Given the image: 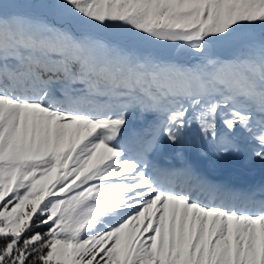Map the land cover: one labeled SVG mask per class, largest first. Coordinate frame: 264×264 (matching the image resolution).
Returning <instances> with one entry per match:
<instances>
[{"label":"snow or ice","instance_id":"6c2138e0","mask_svg":"<svg viewBox=\"0 0 264 264\" xmlns=\"http://www.w3.org/2000/svg\"><path fill=\"white\" fill-rule=\"evenodd\" d=\"M264 0H0V264H264Z\"/></svg>","mask_w":264,"mask_h":264},{"label":"bare ground","instance_id":"6f19581e","mask_svg":"<svg viewBox=\"0 0 264 264\" xmlns=\"http://www.w3.org/2000/svg\"><path fill=\"white\" fill-rule=\"evenodd\" d=\"M189 158L193 162H195V164L201 169V171L203 173L205 172L204 174H206L210 177H214V178L218 177V179L220 181H224V182L230 181L231 183L239 184V182H235V181L229 179L228 177H230V176H228L227 174H224V172H223L224 170L221 169V167H222L221 163L218 162V163L214 164V163H212L211 159L206 160V161L201 160L200 158H198V156L196 154L191 155L190 152H189ZM241 167H243V166H241ZM231 172H233V171H231ZM230 178L233 179L234 177L232 176ZM251 180H255L256 182H258L261 180V178H251Z\"/></svg>","mask_w":264,"mask_h":264},{"label":"rangeland","instance_id":"374dc122","mask_svg":"<svg viewBox=\"0 0 264 264\" xmlns=\"http://www.w3.org/2000/svg\"><path fill=\"white\" fill-rule=\"evenodd\" d=\"M191 153H197L195 150H191L190 151ZM199 158V157H198ZM233 160H234V158H232ZM223 161V160H222ZM223 162H225V161H223ZM222 164H224L227 168H230L231 169V171H233L234 173H238L237 175H239V176H242L243 175V172L241 173L238 169H236V167H234L232 164H230V163H228V162H225V163H222ZM230 171V172H231Z\"/></svg>","mask_w":264,"mask_h":264}]
</instances>
